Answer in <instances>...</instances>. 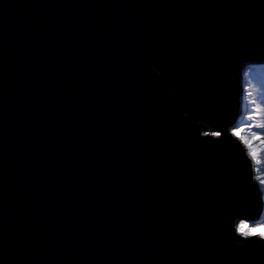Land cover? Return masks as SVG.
I'll list each match as a JSON object with an SVG mask.
<instances>
[{
  "label": "water",
  "instance_id": "95a60500",
  "mask_svg": "<svg viewBox=\"0 0 264 264\" xmlns=\"http://www.w3.org/2000/svg\"><path fill=\"white\" fill-rule=\"evenodd\" d=\"M253 63L264 0H0V264H264Z\"/></svg>",
  "mask_w": 264,
  "mask_h": 264
},
{
  "label": "rangeland",
  "instance_id": "374dc122",
  "mask_svg": "<svg viewBox=\"0 0 264 264\" xmlns=\"http://www.w3.org/2000/svg\"><path fill=\"white\" fill-rule=\"evenodd\" d=\"M252 66H264V63H254L253 65H251V67ZM251 67L248 70H246V72L251 70ZM261 68H264V67H260V69H258L259 74L264 75V69H261ZM254 73H257L256 69H253L250 71V74L253 76L255 80L253 82L251 81L249 85L251 88L252 96H253L250 102H253L252 103L253 107H251L249 109V112H247L251 114L252 121L250 123H246L244 127L247 128L249 126H253V132L254 134H257V130H256L257 125L255 126L257 121H260V123L264 127V90L261 91L262 93H259L257 91L258 84L260 83V80H261L258 78H262V77H256ZM245 86H246V83H245ZM245 103H247V100H245L244 98L243 109H242V113L244 112V115L247 110V108L245 107ZM247 138H249L247 134L243 135V139L246 140ZM246 146H247V149H249V152L252 154L253 159L255 158L254 161H255L256 173H257L256 179H257L258 186L262 192L263 203H264V145L263 147L258 148L257 144L248 143ZM239 230L242 231L243 233L260 234L264 238V219L261 222L251 223V224L248 221H243L239 225Z\"/></svg>",
  "mask_w": 264,
  "mask_h": 264
},
{
  "label": "trees",
  "instance_id": "16d2710c",
  "mask_svg": "<svg viewBox=\"0 0 264 264\" xmlns=\"http://www.w3.org/2000/svg\"><path fill=\"white\" fill-rule=\"evenodd\" d=\"M260 67H264V66H252L251 67V70L253 69H256L257 70V73H254L256 77H262V78H258V79H261L260 80V83L258 84V89L257 91L259 93H262L261 91L264 90V75H260L259 74V70ZM261 69H264V68H261ZM247 71L245 72V83H246V94L244 96L245 100H247V103H245V107L247 108L246 110V113L245 115L241 118L240 122L238 123L237 125V128L235 129L234 131V134L239 136L241 138V140L247 145L248 143H252V144H257L258 145V148L260 147H263L264 143V127L263 125L260 123V121H257V123L255 124V126L257 125V134H254L253 132V126H249L247 128L244 127V125L246 123H250L252 120H251V114L247 113L249 112V109L252 106V103L253 102H250L252 100V93H251V88H250V82L254 81L255 79L253 78V76L250 74V71ZM262 85V86H260ZM250 102V103H249ZM243 109V108H242ZM259 118V117H258ZM256 122V121H254ZM247 134L249 138H247L246 140L243 139V135ZM251 224V222H249Z\"/></svg>",
  "mask_w": 264,
  "mask_h": 264
},
{
  "label": "snow or ice",
  "instance_id": "6c2138e0",
  "mask_svg": "<svg viewBox=\"0 0 264 264\" xmlns=\"http://www.w3.org/2000/svg\"><path fill=\"white\" fill-rule=\"evenodd\" d=\"M246 234H250V233H246Z\"/></svg>",
  "mask_w": 264,
  "mask_h": 264
},
{
  "label": "bare ground",
  "instance_id": "6f19581e",
  "mask_svg": "<svg viewBox=\"0 0 264 264\" xmlns=\"http://www.w3.org/2000/svg\"><path fill=\"white\" fill-rule=\"evenodd\" d=\"M253 64H254V63H253ZM253 64H252V65H253ZM254 159H255V158H254Z\"/></svg>",
  "mask_w": 264,
  "mask_h": 264
}]
</instances>
